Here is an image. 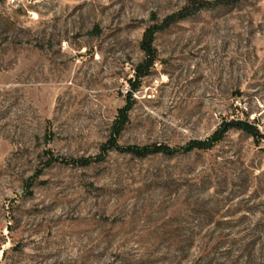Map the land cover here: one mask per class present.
Listing matches in <instances>:
<instances>
[{"label": "rangeland", "instance_id": "1", "mask_svg": "<svg viewBox=\"0 0 264 264\" xmlns=\"http://www.w3.org/2000/svg\"><path fill=\"white\" fill-rule=\"evenodd\" d=\"M189 2L0 0V264H264V138L72 163L107 140L144 30ZM210 5L155 33L120 145L264 134V0Z\"/></svg>", "mask_w": 264, "mask_h": 264}, {"label": "trees", "instance_id": "2", "mask_svg": "<svg viewBox=\"0 0 264 264\" xmlns=\"http://www.w3.org/2000/svg\"><path fill=\"white\" fill-rule=\"evenodd\" d=\"M240 0H216L211 3L204 0H190L189 5L175 14L168 16L159 24H154L147 27L142 35V39L139 44V48L142 52L141 61L134 68V80L130 81L131 88L125 95V103L122 107L118 108L117 115L114 118L110 133L107 140L101 145L100 152L95 156H88L73 160L72 163L80 166H88L92 163H98L104 160L105 154L111 150H115L121 153L130 154L133 157L144 158L149 155L162 154L166 156H172L176 153L190 152L192 150H209L219 143L225 134L230 130H237L246 133L247 135L255 138H264V134H261L256 125L241 119L222 120L216 129L204 139H192L189 140L184 146L175 149L165 144H151V145H120L118 142L119 136L124 127L129 122V112L133 108L134 100L132 94L138 90L141 86V81L146 77L156 60V50L153 45L155 33L167 28L171 23L184 19L188 15H193L204 9V6L219 7L222 5H231L239 2ZM204 5V6H203ZM47 160L45 165H50L53 162L63 161L54 158L50 151L46 154ZM64 162V161H63Z\"/></svg>", "mask_w": 264, "mask_h": 264}]
</instances>
